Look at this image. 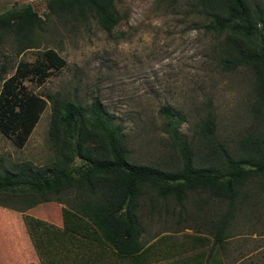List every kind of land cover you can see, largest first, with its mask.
Wrapping results in <instances>:
<instances>
[{
    "label": "trees",
    "instance_id": "obj_1",
    "mask_svg": "<svg viewBox=\"0 0 264 264\" xmlns=\"http://www.w3.org/2000/svg\"><path fill=\"white\" fill-rule=\"evenodd\" d=\"M115 1L47 0V9L57 19L67 17L83 24L92 19L110 34L120 22ZM169 1L184 2L188 15L199 19L200 30L215 36L213 58L220 71L250 75L252 122L234 145L226 146L216 134L215 115L210 111L196 125L197 141L187 140L180 132L186 119L165 106L160 113L166 118L165 132L178 150V163L164 168L136 165L130 161L124 127L99 100L84 108L59 94L47 97L54 160L42 167L22 162L1 168L0 198L23 203L21 209L11 208L21 214L47 202L62 206L61 227L35 221L52 264H227L224 250L231 238L230 224L251 197L246 186L251 183L264 191V0ZM42 22L31 4L9 8L0 13V34L12 35L20 54L34 48V33ZM66 65L48 49L32 64L19 62L3 81L0 133L17 148L27 142L47 106L24 81L42 84ZM191 193L206 195L195 203L198 211L212 199L226 205L219 217L203 223L205 237L200 232L189 236L187 249L181 242L157 248L173 240L171 236L144 244L142 200L147 198L154 207L155 201L171 199L183 213ZM54 243L57 254L65 251L57 261Z\"/></svg>",
    "mask_w": 264,
    "mask_h": 264
},
{
    "label": "rangeland",
    "instance_id": "obj_2",
    "mask_svg": "<svg viewBox=\"0 0 264 264\" xmlns=\"http://www.w3.org/2000/svg\"><path fill=\"white\" fill-rule=\"evenodd\" d=\"M115 3L120 22L108 34L92 19L83 24L67 17L50 16L47 0L0 2L1 12L31 4L43 20L34 33V48L20 54L15 38L0 34V91L3 81L14 73L19 62L32 64L45 50L55 51L67 63L42 84L24 81L28 90L47 101V106L22 148L0 133V169L22 162L42 167L54 160L55 152L48 138L51 104L47 97L55 94L84 108L99 100L116 123L124 127L130 161L136 165L164 168L178 163V150L165 132L166 118L160 113L165 106L173 107L186 119L180 132L187 140L197 141L196 125L210 111L215 115L216 134L226 146L234 145L249 127L252 78L243 71H220L213 58L217 39L200 30L199 19L188 15L184 2L116 0ZM259 188L251 183L246 186L251 197L241 205L230 224L231 238L224 250L227 264H264V191ZM205 199L204 193L188 194L183 213L171 199L155 201L154 207L147 198L143 199L139 212L143 243L149 245L160 237L171 236L173 240L159 243L157 248L164 250L181 242L187 249L188 237L200 236L196 232L204 236L203 223L226 210V205L215 199L209 200L201 211L196 210L195 203ZM22 204L0 198V205L7 207H0V264H16L13 258L23 256L24 245L29 252L23 256L22 264L34 260L35 239L28 219L62 226L60 204L47 202L26 211L25 225L22 216L11 210L21 209ZM54 244L57 261L65 251L57 254V243Z\"/></svg>",
    "mask_w": 264,
    "mask_h": 264
},
{
    "label": "crops",
    "instance_id": "obj_3",
    "mask_svg": "<svg viewBox=\"0 0 264 264\" xmlns=\"http://www.w3.org/2000/svg\"><path fill=\"white\" fill-rule=\"evenodd\" d=\"M2 0H0V2H1ZM0 6H1V4H0ZM0 8H2V7H0ZM9 9V8H8ZM6 11V10H5ZM0 13H1V11H0ZM18 215H20V216H22V221H23V223H24V225H25V222H24V220H25V218H28L27 216H25L24 214H21V213H19ZM32 219H34V221L32 222V223H30V221L32 220ZM32 219H28V221H29V223H28V225H29V227L31 228V229H33L32 230V232H31V234H32V239L34 238L35 239V241H33V243H32V247H33V250H34V252H35V258H34V260L32 259L30 262H27V263H24V264H52L51 263V260H50V257H49V255L47 254V251H46V248H45V246H44V242H43V238H42V236H41V233H40V231H39V229H38V227L36 226V224H35V221H37V220H40V219H35V218H32ZM43 221V220H42ZM46 222V221H45ZM50 224V223H49ZM51 225H53V224H51ZM55 226V225H54ZM57 227V226H56ZM61 227V226H60ZM27 229V228H26ZM27 232H28V229H27ZM35 234V235H34ZM31 236V235H30ZM13 246V245H12ZM38 251V252H37ZM29 252V249L27 250V247H26V245H24V247L22 248V250H21V254H23V256H26V254ZM37 253H39V255L37 254ZM44 253V254H43ZM43 255L46 257V259H45V257H43ZM23 256H21V257H18V258H13V259H15L16 260V264H22V262L24 261L23 260ZM15 260H13V261H15ZM9 264H11V263H9Z\"/></svg>",
    "mask_w": 264,
    "mask_h": 264
}]
</instances>
